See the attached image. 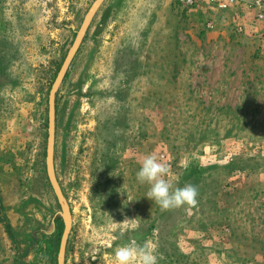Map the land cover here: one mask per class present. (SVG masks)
I'll return each mask as SVG.
<instances>
[{"label":"rangeland","instance_id":"obj_1","mask_svg":"<svg viewBox=\"0 0 264 264\" xmlns=\"http://www.w3.org/2000/svg\"><path fill=\"white\" fill-rule=\"evenodd\" d=\"M247 1L100 5L55 99L65 264H113L133 240L158 264H264V20ZM92 2L0 0V264H57L47 100ZM148 154L198 188L195 207L146 198Z\"/></svg>","mask_w":264,"mask_h":264},{"label":"clouds","instance_id":"obj_2","mask_svg":"<svg viewBox=\"0 0 264 264\" xmlns=\"http://www.w3.org/2000/svg\"><path fill=\"white\" fill-rule=\"evenodd\" d=\"M169 173V164L163 162L157 155L148 154L141 159L136 178L140 183L149 185L146 198L154 200L164 211L184 205L195 207L198 203V188L191 183L173 188L172 183L166 178ZM136 226L138 227V224ZM157 248V243L151 240L143 244L133 240L115 249L113 264H158Z\"/></svg>","mask_w":264,"mask_h":264},{"label":"water","instance_id":"obj_3","mask_svg":"<svg viewBox=\"0 0 264 264\" xmlns=\"http://www.w3.org/2000/svg\"><path fill=\"white\" fill-rule=\"evenodd\" d=\"M104 2V0H93L90 4L89 8L87 9L82 22L79 28L76 31L75 37L70 45L60 67L59 70L51 84L48 94V122H47V143H46V156H45V167H46V174L50 186L54 192V195L57 199V202L60 206V214L64 219V227L59 241V247L57 251V264H65V253L67 247V241L69 232L71 229L72 219L70 209L67 203V200L64 196V193L61 189L59 181L56 176L55 167H54V148H55V99H56V92L66 74V71L69 68V65L75 56L84 35L88 29V26L93 19L94 15L96 14L100 5Z\"/></svg>","mask_w":264,"mask_h":264},{"label":"built area","instance_id":"obj_4","mask_svg":"<svg viewBox=\"0 0 264 264\" xmlns=\"http://www.w3.org/2000/svg\"><path fill=\"white\" fill-rule=\"evenodd\" d=\"M184 7H193L198 5L200 2H204L210 7L225 11L231 9L234 5L238 3L239 0H177ZM247 4L249 6L256 7L257 17L260 20H264V0H248ZM207 26L211 27L210 23H207Z\"/></svg>","mask_w":264,"mask_h":264}]
</instances>
